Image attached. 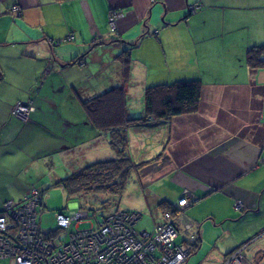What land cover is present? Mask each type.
<instances>
[{"label": "crops", "instance_id": "0c3cea01", "mask_svg": "<svg viewBox=\"0 0 264 264\" xmlns=\"http://www.w3.org/2000/svg\"><path fill=\"white\" fill-rule=\"evenodd\" d=\"M112 9L120 13L115 30ZM154 12L164 21L151 22ZM259 44L264 0H0V210L33 180L49 183L50 170L74 171L76 151L98 143L83 100L114 87L126 96L138 89L141 98L150 84L199 79L198 110L159 123L154 142L168 155L166 177L159 189L141 183V209L156 217L165 200L178 210L187 192L193 201L175 221L193 222L196 250L226 221V232L214 230L225 239L223 257L250 234L244 242H262L264 66L246 61ZM30 100L28 118L13 114L18 101Z\"/></svg>", "mask_w": 264, "mask_h": 264}, {"label": "built area", "instance_id": "2783aa9c", "mask_svg": "<svg viewBox=\"0 0 264 264\" xmlns=\"http://www.w3.org/2000/svg\"><path fill=\"white\" fill-rule=\"evenodd\" d=\"M119 15L116 9L108 15L113 30ZM71 37L72 34L67 38ZM32 110L30 103L18 101L13 113L26 119ZM40 201V190L33 187L22 201L4 202L0 211V260L12 257L14 264H179L194 248L196 232L191 221L185 220L184 232L178 230L175 218L154 225L150 231L145 228L138 231L135 224L140 215L121 210L96 219L87 229H76L59 239L56 232L53 235L41 231L37 223ZM192 201L185 192L177 204L182 209ZM87 213L85 209L69 214L57 212L58 230L81 222ZM180 233L183 238L177 242ZM240 245L227 253L221 264H250L246 259L247 242Z\"/></svg>", "mask_w": 264, "mask_h": 264}, {"label": "rangeland", "instance_id": "374dc122", "mask_svg": "<svg viewBox=\"0 0 264 264\" xmlns=\"http://www.w3.org/2000/svg\"><path fill=\"white\" fill-rule=\"evenodd\" d=\"M162 15L157 16V14L154 12L153 17L150 18L151 22L158 20L164 21ZM72 38L73 37H71L70 39ZM93 92L94 90H91V92L89 93L91 94ZM60 97L61 99L62 97H65L63 92ZM30 104L32 105V101L30 102ZM15 106L16 104L13 107ZM81 108L82 106L80 105L79 109ZM125 111L127 118H137L144 116L145 109L143 95L141 98L138 96V89L132 90L131 95L128 94L126 96ZM62 124H65L64 119L62 120ZM161 126L162 124L146 123L143 121H136L135 123H131L126 126L123 132V136L125 137L126 141V150L129 153L132 161L137 165L134 166V169L132 170L125 184V187L120 192H84L82 190H79L76 193L68 194L63 184H61L60 182L62 179L68 177L72 172L78 171L79 168L78 166H76L78 160H85L87 164H90L94 161L106 160L116 157V151L110 143L109 136L107 137L105 133H99L98 143H94V145H91V147L86 150L87 155L82 153L80 149L76 151L77 160L74 164V171L68 172V174H64V176L57 177L55 175V170H50L51 178L49 179V183H45L44 179H40V182H42L41 184H38L36 182V179L33 180L34 185H32L29 190L33 187L41 190V202L37 209V222L39 223L41 230L43 232H49L58 229L55 217L57 212L59 211L69 214L71 212L79 211V209H86L88 210V216L83 218L81 222L72 223L63 231L57 230L59 239L68 236L72 231H75L76 229L78 230L89 228L90 225L96 223V219L101 220L103 218V215L116 210L141 213V219L135 224L136 230L139 231L141 228H145L146 230L150 231L152 229L153 217L148 211L141 209V206L144 204L143 193H146L145 190L143 191L141 183H147L151 185V188L159 189V187H161L162 180L166 177L165 169H163L162 166L165 164V161L167 160L166 157H168V155L166 152H164L165 148H163V146L161 148L158 146L157 148L156 143L154 142V137L158 135V127ZM69 128H71L70 124L67 125L66 129ZM63 130L65 133H67L65 129ZM157 149L160 150L157 151ZM149 158L150 160H146ZM85 164L86 163H84L83 165L85 166ZM14 165L15 163L9 162L8 169H13ZM57 173L58 172H56V174ZM25 195L22 197V199L13 201L20 202L23 200ZM233 212H235V210H233ZM256 218L258 219V221H260L264 218V216L262 217L258 215ZM235 219L236 218H234L233 220ZM225 223L226 224L224 225H219L214 230H217L221 233L226 232V226L228 225L229 221H226ZM235 224L237 223H232V225L236 227ZM178 230L184 232L183 227L178 226ZM214 230L210 233V243L204 244V246L200 250H196L198 246V244L196 243L191 253L187 255L184 258L185 260L181 261L179 264H221L224 258V250L219 249V247L225 244V239H223L222 236L216 233ZM205 233L208 234V229H206ZM224 235L226 236V234ZM250 236L251 234L239 239L237 244H244V241ZM182 237L183 236L180 233L176 238V241L181 242ZM248 245L249 249L247 251V254L249 253V257H247L250 264H264V239L262 242H256L255 244H253V242L250 244L249 242ZM240 247L241 245L236 249ZM243 254H245V251H243ZM11 259L12 257H5L0 260V264H13Z\"/></svg>", "mask_w": 264, "mask_h": 264}, {"label": "trees", "instance_id": "16d2710c", "mask_svg": "<svg viewBox=\"0 0 264 264\" xmlns=\"http://www.w3.org/2000/svg\"><path fill=\"white\" fill-rule=\"evenodd\" d=\"M14 6L17 9L13 8V11H18L19 7ZM246 61L251 69L263 67L264 44L250 46L246 51ZM76 62L81 63L82 60H76ZM123 63L125 70H127L128 61L125 59ZM200 95L201 83L199 79L176 80L147 85L143 91L145 113L143 117L137 118H127L125 111L126 95L122 88H110L90 99L83 100L82 106L87 120H89L95 132L108 134L110 143L116 151V157L94 161L69 174V178L66 177L60 181L66 192L68 194L76 193L79 190L84 192H120L125 187L134 166L137 165L132 161L126 150V141L123 136L126 126L136 121L159 124L173 116L195 113L199 107ZM158 207L160 213L156 217L150 213L153 217L152 228L154 225L165 222L172 217L175 218L178 211H181L180 207L177 210L173 204L167 203L165 200L158 202ZM138 214L140 215L139 221L142 214ZM57 230L49 231V233L55 235L56 232L58 234Z\"/></svg>", "mask_w": 264, "mask_h": 264}, {"label": "water", "instance_id": "95a60500", "mask_svg": "<svg viewBox=\"0 0 264 264\" xmlns=\"http://www.w3.org/2000/svg\"><path fill=\"white\" fill-rule=\"evenodd\" d=\"M163 18V17H162ZM179 20H177L176 22H178Z\"/></svg>", "mask_w": 264, "mask_h": 264}, {"label": "flooded vegetation", "instance_id": "af4514ba", "mask_svg": "<svg viewBox=\"0 0 264 264\" xmlns=\"http://www.w3.org/2000/svg\"><path fill=\"white\" fill-rule=\"evenodd\" d=\"M192 9V8H191Z\"/></svg>", "mask_w": 264, "mask_h": 264}]
</instances>
